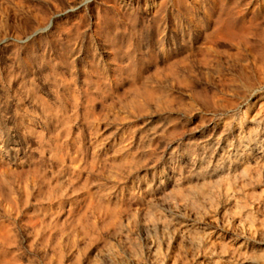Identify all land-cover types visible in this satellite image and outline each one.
<instances>
[{
  "label": "rangeland",
  "instance_id": "rangeland-1",
  "mask_svg": "<svg viewBox=\"0 0 264 264\" xmlns=\"http://www.w3.org/2000/svg\"><path fill=\"white\" fill-rule=\"evenodd\" d=\"M0 264H264V0H0Z\"/></svg>",
  "mask_w": 264,
  "mask_h": 264
}]
</instances>
